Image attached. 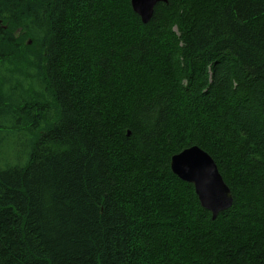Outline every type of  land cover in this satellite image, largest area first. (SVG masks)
Wrapping results in <instances>:
<instances>
[{
    "label": "trees",
    "instance_id": "16d2710c",
    "mask_svg": "<svg viewBox=\"0 0 264 264\" xmlns=\"http://www.w3.org/2000/svg\"><path fill=\"white\" fill-rule=\"evenodd\" d=\"M24 69L41 93L0 81V153L29 136L0 167V264H264V0L147 23L130 0H0V71ZM192 145L233 196L214 219L170 169Z\"/></svg>",
    "mask_w": 264,
    "mask_h": 264
},
{
    "label": "water",
    "instance_id": "95a60500",
    "mask_svg": "<svg viewBox=\"0 0 264 264\" xmlns=\"http://www.w3.org/2000/svg\"><path fill=\"white\" fill-rule=\"evenodd\" d=\"M166 0H130L133 11L147 23L158 2ZM171 168L185 181L195 184L199 202L202 207L212 212L215 218L220 212L231 207L233 196L223 181L212 157L198 146L183 149L172 156Z\"/></svg>",
    "mask_w": 264,
    "mask_h": 264
},
{
    "label": "rangeland",
    "instance_id": "374dc122",
    "mask_svg": "<svg viewBox=\"0 0 264 264\" xmlns=\"http://www.w3.org/2000/svg\"><path fill=\"white\" fill-rule=\"evenodd\" d=\"M31 43V42H30ZM9 67V66H8ZM10 68V67H9ZM10 72V73H9ZM5 72L4 70L0 71L2 74V79H0L2 82H7V79L14 80V84L17 83L18 85H21L23 89L20 91L27 92V95L34 96V93H41L43 91L41 82L36 79L34 76H29L30 71H26V69L22 70L18 73H12L11 71ZM31 72H34L31 70ZM14 76L11 77L10 76ZM31 74V73H30ZM35 81H38L39 84L35 85ZM16 87V86H14ZM37 96V95H36ZM7 127H3L2 129L6 130ZM12 132V135L8 134L10 137V143L5 148V150L0 153V167L4 168L8 165H16L20 164L24 161V155L22 156V159L18 161L17 154L18 149H26L27 144L29 143V136L26 133H21L19 136L16 135V133Z\"/></svg>",
    "mask_w": 264,
    "mask_h": 264
},
{
    "label": "bare ground",
    "instance_id": "6f19581e",
    "mask_svg": "<svg viewBox=\"0 0 264 264\" xmlns=\"http://www.w3.org/2000/svg\"><path fill=\"white\" fill-rule=\"evenodd\" d=\"M131 5V4H130ZM132 8V7H131ZM133 10V9H132ZM141 19V18H140ZM18 30L19 29H17L16 30V32H15V37H18ZM31 41L29 40L28 41V43H30ZM192 146H197V145H192ZM189 147H191V146H189ZM199 147V146H198ZM186 148H188V147H186ZM186 148H184V149H186ZM199 148H201V147H199ZM202 149V148H201ZM183 150V149H182ZM181 150V151H182ZM180 151V152H181ZM205 151V150H204ZM180 152H178V153H176V154H179ZM173 155H175V154H173ZM172 155V156H173ZM172 156H171V158H172ZM171 158H170V161H171ZM213 159V158H212ZM215 162V161H214ZM216 164V163H215ZM218 168V167H217ZM170 169H171V171L174 173V171L172 170V168H171V164H170ZM177 177H178V175L176 174V173H174ZM180 180H182V181H185V180H183V179H181L180 177H178ZM224 181V180H223ZM185 182H188V183H190V184H192V186H193V188H194V191H195V194L197 195V198H198V194H197V192H196V186H195V184L194 183H192V182H189V181H185ZM225 182V181H224ZM226 184V183H225ZM227 185V184H226ZM228 186V185H227ZM230 189V188H229ZM231 191V190H230ZM232 194V193H231ZM198 200H199V198H198ZM200 203V202H199ZM201 205V204H200ZM204 208V207H203ZM206 210H208V209H206ZM209 211V210H208ZM210 213H211V216H213L212 215V212L211 211H209ZM223 212V211H222ZM216 218V217H215ZM212 219H214L213 217H212Z\"/></svg>",
    "mask_w": 264,
    "mask_h": 264
}]
</instances>
